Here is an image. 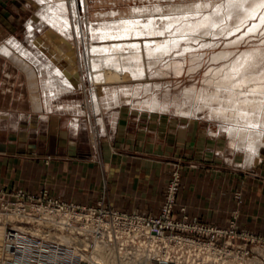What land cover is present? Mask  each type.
I'll list each match as a JSON object with an SVG mask.
<instances>
[{
    "label": "rangeland",
    "instance_id": "rangeland-1",
    "mask_svg": "<svg viewBox=\"0 0 264 264\" xmlns=\"http://www.w3.org/2000/svg\"><path fill=\"white\" fill-rule=\"evenodd\" d=\"M82 1L79 0V4L82 5ZM226 4L227 0H87V10L83 7L80 8V18L83 21L82 27L84 30L88 29L90 24L97 26L103 20L112 21L114 18H129L137 15V10L134 8H140L142 11L140 15L144 20L154 14L158 15V18L163 16H173L175 18V16L181 17L182 15H188V18H190L192 14V18L197 20L210 14L212 17L218 16V20L223 19L224 15V19L223 21L219 20V25H215L216 28L213 26L214 30L212 27L206 26L210 29V31L205 29L207 33L203 30L206 28L204 27L200 30L201 32L204 31L203 33H195L191 36L193 38L189 40H185V37V41L181 40L179 45L173 51H170L171 53L159 56L160 58L155 57L156 59H151L152 61L144 59H141V61L138 57L128 58V55L121 57V62L126 65L125 72L123 70H118L120 73L108 70L109 73L112 72V77L114 76L110 79H114L112 82L102 83L101 79L92 82L88 77L89 69H92V67L87 64V61H84L83 68L80 69V72L78 71L85 76L82 86L79 85L76 91L67 92L57 98L53 103L54 110L49 113H47L48 110L36 111L32 99H29L32 93L42 91L40 75L29 78L25 71L16 66L8 56L0 52V65L3 66V68H0V74L2 75L0 76L2 81L0 83V93L11 88L13 92H17V95L24 92L29 97L25 96L23 99L26 108L12 105L11 110L1 109L2 113L0 112V115L4 118L1 120L10 123L13 132L16 130L15 125L18 127L24 126L26 131L20 133L21 137L33 141L37 146L39 144L44 146L45 143L56 140L60 141V145L65 146L57 149L60 151L59 154L45 155L43 164L50 165L53 161L68 163L71 169L67 181L69 186L64 185L63 181L66 182V178H64V180L59 181L62 186L55 185V187L58 186L61 188L62 193L71 195L66 196V198H69L67 200L64 199L65 195L57 193L60 197H64L60 198L51 194L46 179L34 193L16 189L13 184L11 188H8V186L5 188L3 185H0V188H5L10 193L22 191L31 195H38L42 191H46L50 197L79 206L97 207L102 205L128 213H137L115 208L120 207L154 215L159 205L162 208L170 183L176 181V205L179 208L186 207L189 217L187 205L181 203L180 200L192 197L194 198L195 207L205 211V219L217 223L222 219L227 220V225L224 226L227 227L236 216L239 230L264 237V115L258 116L262 121L256 120L258 118L257 103L252 101L248 108L250 109L251 106L256 116L248 108L243 113L242 105H238L240 102L235 101V99H238L236 97H239L240 100V96L243 97V95L238 92L235 93L237 96L230 94V91H227L228 86L224 87L223 84L218 82L224 76V68L229 66L244 50L258 51L260 48L259 52L262 53H260L261 56L258 57V60L254 64L252 63V68L244 69L240 73L241 77L244 74L247 76L249 72L256 71L255 73L259 74L264 71V21L257 29L250 31L253 24L259 22L264 12V6L255 18L245 20L246 22H239L235 12L230 17L226 15V7H224ZM216 6L221 7L219 13H217L216 9L218 7L216 8ZM41 10L42 6L37 0H0V28L4 31L0 37V46H5L8 43L7 40L11 37L18 39L30 50L31 48L36 49L33 42L39 38H43L47 42L51 40L49 34L51 26L40 17ZM213 10L216 13H212ZM214 14L217 16H214ZM232 17L237 20L231 19ZM30 22L34 26L33 33L28 31ZM86 23L88 24L86 25ZM211 30L218 32V34ZM76 39L74 35L75 42L74 40L72 42L75 46L71 47L77 56L76 59L77 61L81 60L78 53L80 51L83 59L86 60L89 55L87 47L84 44L79 46ZM90 41L96 40L90 37L85 44L88 45ZM12 50L13 48H11ZM218 54L220 58L217 56ZM217 57L219 60L216 59ZM42 58L41 56L38 64L43 65L44 62H47L45 58L43 60ZM257 64L258 68H256ZM176 65H180L182 68ZM177 68L182 70L178 69L177 73ZM254 72L248 75H254ZM240 74L236 76V79L239 80ZM216 78L218 81H216ZM213 82L215 83L213 84ZM31 84H35L36 87L31 86ZM207 88H210L208 90L211 95ZM213 89L214 94H212ZM223 90L225 94L229 93L226 94L227 96L231 95L229 98L227 97L228 99L225 94H221ZM199 92H202V95ZM216 93L217 95L219 93L218 96L220 97H217ZM222 95H224V98ZM232 96L236 97L232 98ZM216 97L219 99H216ZM230 100L234 101L231 102ZM67 105H70L71 108H66ZM225 106L227 107L225 109L233 114L232 117L241 118L244 114L247 121L235 123L231 120V117L224 118L218 111L221 108L224 109ZM217 109L219 110L217 111ZM252 117H254L255 123H252ZM133 121H135L134 133L147 128L151 138L156 142L164 134L166 140L171 139L172 148L170 153L163 154L160 152L163 149L157 147L155 151L150 152V157L155 158L154 177L140 178V180L128 178L129 175H132L121 169L120 172L113 173L114 176L110 179L103 178L101 176L102 142L115 138L112 135L115 133L117 122L125 126L128 125L126 128L131 130L130 126L132 125L130 122ZM259 121L261 122L259 123ZM178 124H182V128H178ZM232 127L239 128L238 137L234 136L233 138L234 143L230 141L228 130ZM243 127L247 131V133L246 131L244 133L250 136L248 139L253 137L247 142V146L244 143L241 144L240 138L245 135L240 133V129ZM257 128L261 130L259 131L262 132L263 136L262 145L256 154L250 149L251 144L256 143L255 136H252L248 129L257 130ZM172 129L174 131L176 129L180 130L178 133L172 132L170 136L169 133ZM196 144H198L197 150L195 149ZM49 146L52 149L51 145ZM32 148L34 149V147ZM29 155L31 157L36 156V154L30 152ZM150 175L152 174L150 173ZM190 185L189 190L187 187ZM50 186L53 187V185ZM12 201L15 200L12 199ZM26 203L30 204V201L28 200ZM177 211L178 215L174 211V216L180 218L181 212L179 209ZM149 215L145 216H157ZM199 223L211 224L207 222ZM10 226L8 225V227ZM248 244V248L258 245L257 242H249ZM75 246L80 247V250L87 254L92 250L90 246L88 249L82 245ZM72 247L74 246L72 245ZM72 247L71 264H94L83 258L80 251H73ZM205 249L201 264H264L258 256L246 258L245 256L215 251L209 247ZM256 249L264 256V250L261 248ZM200 252L201 249L200 251L188 250L186 259L193 262L196 260V256L193 254L199 256ZM138 253L142 255V249H139Z\"/></svg>",
    "mask_w": 264,
    "mask_h": 264
},
{
    "label": "bare ground",
    "instance_id": "bare-ground-1",
    "mask_svg": "<svg viewBox=\"0 0 264 264\" xmlns=\"http://www.w3.org/2000/svg\"><path fill=\"white\" fill-rule=\"evenodd\" d=\"M37 1L42 6V10L40 11V17L44 21L49 23L51 26V29L49 32V34L51 36V40H49L47 42L43 38H39L33 42V45H34V47H36V49L31 48V50L28 49L23 43L19 42L18 40L12 39V40H9L8 43L15 50V51H13V58H15L19 62V64L22 66V68H24L25 70H27V71L33 70V73L34 72L38 73L40 75L41 79L44 81L43 83L46 85L45 88H47L50 91V93L51 92L55 93L56 91L57 92H65V91L67 92L69 90L76 91V89L78 88L79 85L82 86L85 76L81 75L79 72H80V69L83 68V62L84 61L85 62L87 61L88 62L87 64L91 65V67H92V69H89L90 71L88 72L89 73L88 77L90 78V80L92 82H96L97 79H99V80L101 79L102 83L108 82V81L112 82L114 79L113 80H110V79H112L114 76L112 77V72L109 73L108 70H113L115 72H119L118 70L124 71V68L126 65L121 62V60H120L121 57L128 55V58L129 57H138V58H140V60L141 59L151 60V59H156L155 57L158 58L159 56H163V55L165 56L166 54L171 53L170 51H173V49H175V47H177L179 45L180 41L181 40L183 41L185 39V37H186L185 40H187V39L189 40V39L193 38V37L191 38V36L195 33H199V32L203 33L204 31L207 33L209 28H207L206 26H210L214 30V27L216 28L215 25H219L218 24L220 22L219 20L223 21V19H224V15H223V19L221 18L218 20V16L216 14H214V16L216 15L217 17H212L210 14H209V16H203V17L201 15L199 17L200 18L202 17V18L198 19V20L193 19L192 14H191L190 18H188V15H186V16L182 15L181 17L175 16V18L173 16L172 17L171 16H167V17L163 16L162 18L161 17L158 18L157 17L158 15L154 14L153 16L148 17L146 20H144L141 18L140 12H142V11L140 10V8H134L135 10H137L136 11L137 15H133L132 17H129V18H124V17H120L118 19L114 18L112 21L111 20L110 21L109 20H105V21L103 20V22H101L97 26L90 24V26H88V29L84 30V28L82 27L83 21L80 18V15H81L80 8L83 7L85 10H87V6H86L87 0H83L82 5L79 4V0H37ZM201 5H203V4H201ZM212 5H213V7H215L214 4H212ZM219 6H221V5H219ZM263 6H264V0H227L226 6L224 5V7H226L225 8L226 13H227L226 15H228L230 17L235 12L237 14L236 18L238 17L239 22H243L245 20L255 18L258 15V12L261 10V8H263ZM217 7L218 6H216V8ZM203 9L204 8H202V10ZM191 10H192V8H191ZM216 10L218 11L217 13H219L221 11V7H218ZM213 11H212V13H216V11H214V12ZM205 12H206V10H205ZM113 13H115V11H113ZM224 14H225V11H224ZM233 17L231 19H236ZM225 19H227V18H225ZM224 21H226V20H224ZM263 21H264V12L262 13L258 23H254L253 27H251L249 25L251 27L250 31H254L255 29H257V27ZM87 24L88 23H86V25ZM236 25H239V24H236ZM33 27L34 26L31 23L28 25L30 33H33ZM204 27H206V28H204ZM202 29L204 31L201 32L200 30H202ZM219 29H221V28H219ZM213 30H211V31H213ZM74 31H75V33H74ZM209 31H210V29H209ZM214 33L218 34V32L216 33V31ZM73 34L77 38L76 40H78L79 46H81L82 44L86 45L87 51L89 52L88 58L87 59L85 58L86 60L83 59V55L79 51L78 53L80 54L81 60H78L79 62L77 61V59H76L77 56L74 53V51L72 50L73 48H71L72 46H75V45H73V42H72V40H74ZM227 35L229 36V34H227ZM90 37L95 39L96 41H92V42L90 41L91 43L89 42L88 45L85 44L86 41L88 42ZM241 37H242V35H241ZM86 38H88V40H86ZM239 39L240 38L238 37V40ZM74 42H75V40H74ZM231 42L233 43V41H231ZM259 50H260V48H259ZM259 50L258 51L257 50H244L242 52L240 51L241 53L231 62V64H229V66H227V67L225 66L226 68H224V70H223V71H225L224 76L222 78L220 77L221 79H219V81L217 79L218 77L216 78L217 79L216 81H218L220 84H223L224 87L228 86L229 89L227 91H230L229 92L230 94H234L237 96V94H235V93L238 92L240 95H243V97L240 96V100H239V97L235 96L236 98H238V99H235V101L237 103L240 102V103H238V105L239 104L242 105L243 113H245L246 110L249 109L248 106L250 105L251 101L253 103H257V105H256V107L258 108V110L256 109L258 111L257 117L260 115H264V71H262L259 74H256L255 73L256 71L255 72L253 71L256 75L255 74L254 75H248L250 73L249 72L247 74V76H245L246 74H244L243 77H241L240 73L244 69L252 68L251 67L252 63L254 64L256 62V60H258V57L261 56L260 53H262V52L261 51L259 52ZM223 53H225V52H223ZM223 53H222V55H224ZM219 54L217 56H219V58H220ZM232 54H234V53H232ZM41 56L43 58H45L47 61V62H44L43 65L38 64ZM43 58H42V60H43ZM78 58H79V56H78ZM124 58H127V57H124ZM219 58L217 57L216 59L219 60ZM124 62H126V61H124ZM191 63H193V62H191ZM179 66H177V67H179ZM223 66H224V64H223ZM256 68H258V64H257ZM259 68H261V67L259 66ZM174 69H175V67H174ZM178 69L179 68H177V73L179 70H182V69H179V70ZM218 69H219V67H218ZM250 70H252V69H250ZM247 72H248V70H247ZM253 72H251V73L253 74ZM33 73H31V74H33ZM119 73H117V74H119ZM113 74L115 75L116 73H113ZM239 74H240V78L238 80V79H236V76ZM31 76H29V77L31 78ZM210 76H208V77H210ZM211 81H215V80H211ZM214 83L215 82H213V84ZM104 84H106V83H104ZM103 86H106V85H103ZM215 86H217V85H215ZM213 88H215V87L213 86ZM208 89H210V88H207V90ZM225 91H226V89H225ZM225 91L223 90V93H221V94H225ZM208 92L210 93L209 90H208ZM214 92L215 91L213 89L212 94H214ZM47 93H45V94H47ZM188 93H189V91H188ZM201 93L202 92H199V94H201ZM219 93H218V95H219ZM107 94H108V92H107ZM193 95H194V93H193ZM210 95H211V93H210ZM216 95H217V93H216ZM218 95H217V97H220ZM227 95H226V98L227 97L229 98V96H231V95H229V96H227ZM38 96H39V94H38ZM106 96H108V95H106ZM222 96L224 98V95H222ZM116 97H117V95H116ZM217 97H216V99H219ZM233 97L234 96H232V98ZM49 98H51V97H49ZM202 98H203V96H202ZM197 99H198V97H197ZM230 101L232 102L234 100H230ZM216 102H218V101H216ZM45 103H47V101ZM227 103L229 104L230 102H227ZM238 105H236V107H238ZM45 106L46 105H44V107ZM254 107H255V105H254ZM41 108H42V106H41ZM213 108H215V107H213ZM225 108H227V107L225 106L224 109L219 108L220 110L217 109V111L219 110L218 113L222 114L224 116V118L225 117H229V118L231 117V120L235 121V123L240 122V121L241 122L247 121L244 114H242L241 118H235V117H232L233 114L232 113L230 114V111H228ZM229 108H231V107L229 106ZM250 109L252 112L253 108H251V106H250ZM250 109H249V111H250ZM37 111H40V110H37ZM233 113L235 114V112H233ZM253 114L256 116L254 111H253ZM238 115H240V114H238ZM229 118H227V119H229ZM253 118L254 117H252L251 119H253ZM254 120L255 119H253L252 123L253 122L255 123ZM256 120H261V119H260V117H258V118H256ZM261 121H259V123ZM249 124H247V125H249ZM228 130H229V136L231 138L230 141L232 143H234L233 138H234V136H237V133L239 134V128L232 127ZM250 130L251 129H248V131L251 132V135L255 136L254 140L257 143V144L252 143L250 146V149H252V151H254L253 153L257 154L259 147L262 145V136L263 135H262V132H260L261 130L259 129L260 130L259 131L258 128H257V130L256 129H252L251 131ZM240 131H241L240 133L245 134L240 138L241 144L244 143L246 145L247 142L250 141V139H253V137L248 139L250 136L246 135L247 131H246L245 127L241 128ZM244 131H246V133H244ZM249 132H248V135H249ZM235 140H238V139H235ZM24 217L26 218L25 215H23L22 213H19L17 211H6V210L0 209V247L2 246L3 242L6 239L5 236L7 233L9 223H13L14 226L17 227L18 224L16 223V221L22 220ZM12 218H14V219H12ZM85 228H82V229L83 230L89 229V228H86V229ZM76 230H77L76 225H73V226H71V230H70L71 234L70 233H58L57 234V233H52V232H48V233L40 232V234H46L47 236H52V237L57 236V238L60 241L68 242V243L75 242L76 245H78V243H80V242H79L78 238L75 237V235H74ZM155 239H156V237L154 238L153 241H151V243L148 241L144 242L141 240L139 242V244L137 245L136 249L133 250V252L131 254L126 250L125 247H123V249H121L118 247V245L111 243V242H108V241H105V240H103L102 242L96 241L94 248H93V251L91 253V256L95 261L98 262V264H152L153 258L156 256H159V248L156 246V244H158V243H156L157 240H155ZM139 249H142V253H141L142 255H140L138 253Z\"/></svg>",
    "mask_w": 264,
    "mask_h": 264
},
{
    "label": "built area",
    "instance_id": "built-area-1",
    "mask_svg": "<svg viewBox=\"0 0 264 264\" xmlns=\"http://www.w3.org/2000/svg\"><path fill=\"white\" fill-rule=\"evenodd\" d=\"M177 183H170L161 208L156 217L128 213L110 207L79 206L71 202L50 197L46 191L31 195L22 191L10 193L0 188V209L17 211L26 216L7 229L6 239L0 247V264H71L72 250L80 251L83 258L98 264L91 253L96 241H108L131 254L139 242L157 240L159 256L152 264H201L205 248L226 252L246 258L264 256L256 248L264 250V237L239 230L236 216L227 227L190 221L186 207H180V218L174 216ZM14 199L15 201H12ZM30 201L27 204L26 201ZM76 225L74 235L78 245L91 247L90 253L80 250L76 243L60 241L57 236L40 232L70 233ZM89 228L83 230L82 228ZM85 228V229H86ZM39 231V232H38ZM249 242H257L248 248ZM74 248V249H73ZM196 260H186L188 250L200 251ZM197 261V263H196Z\"/></svg>",
    "mask_w": 264,
    "mask_h": 264
},
{
    "label": "crops",
    "instance_id": "crops-1",
    "mask_svg": "<svg viewBox=\"0 0 264 264\" xmlns=\"http://www.w3.org/2000/svg\"><path fill=\"white\" fill-rule=\"evenodd\" d=\"M2 33H4V31L0 28V37ZM12 39L18 40L15 37H11L7 41L9 42V40ZM11 48L13 47H11L9 43H7L5 46H0V52L3 55L8 56V58L11 59L16 64V66H18L21 70L27 72L28 77L31 75H32L31 77H33L35 74L38 75V73L36 72L33 73V70L27 71L24 68H22L19 62L15 58H13V51L15 50L13 48V50L11 51ZM0 68H3V66L0 65ZM0 76L2 75L0 74ZM1 82L2 81L0 77V83ZM41 82L43 83L44 81L41 79ZM31 86L36 87L35 84H31ZM45 86L46 85L43 83L42 91L32 93L30 98L27 97V95L24 94V92H21L19 95H17V92H13L11 88L8 89V91L4 90L3 92L0 93V112L1 109L11 110L12 105H15L16 107L18 106L20 108L21 107L26 108L27 106L25 105V101L23 100L24 97L26 96L27 98L32 99L33 107L36 111L40 110L43 112L44 110H48L47 113H49L51 112V110H54L53 103L57 98H60L61 95L67 92H71V90H69L67 92L56 91L55 93L52 92L50 93V91L47 88H45ZM46 101L47 103H45ZM44 105L46 106L44 107ZM66 108H71V106L67 105ZM1 119L4 118H2L0 115V120ZM4 121L5 120L0 121V185H3L5 188H7V186L8 188H11L13 184V187L16 189H20L29 193H34L38 190V188L42 185V183H44L43 181L46 179L51 194L58 197H60L59 195H65V198L64 197H60V198L69 200V198H66V196H70L71 194L67 195L64 192L62 193L61 192L62 190L60 188L62 184L59 183V181H62L64 180V178H66V182L63 181V183L64 185L69 186V183L67 181L69 179L68 174L69 171H71V169L68 163L66 162L60 163L58 161L56 162L53 161V163H51L50 165L43 164V157H45V155L59 154L58 152L60 151L57 149L63 148L64 145L63 144L60 145V141L56 140L54 142L53 141L47 142L45 143L44 146L42 144H39L37 146V144L34 143L33 141H29L21 137L20 133L22 131L24 132L26 131L24 126L22 127L21 125V127H18L17 125H15L16 130H14L13 132L11 124L10 123L8 124ZM119 124L120 122H117L114 131L115 133L112 135L115 136V138L114 139L110 138V140H105L104 142H102L101 176L103 178L110 179L112 176H114L113 173L114 174L118 173L122 169L127 174L132 175V176L129 175L128 178L131 177L140 180V178L146 179L147 177H154L155 158L150 157L149 154L150 152L155 151L156 147L162 148L163 151L160 152L163 154L170 153V150L172 148L170 141L171 139L166 140L165 137L166 135L164 134L161 137H159V140H157L158 142H156L154 139L151 138L147 128L140 129L137 133H134L133 128L135 125V121L130 122V124L132 125L130 126L131 130L126 128V126L128 125L125 126L123 124L120 125ZM180 127L182 128V124H178V128ZM179 130L180 129H176V131H174V129H172L171 132L169 133L170 136L172 132L178 133ZM49 145H51L52 149H50ZM32 147H34V149ZM195 149L196 150L198 149V144H196ZM29 152L31 154H36V156L31 157L29 155ZM150 173L152 175H150ZM50 185H53V187ZM55 185H59L60 187L57 186L56 188ZM187 188H189L190 190L191 185ZM57 193L59 195H57ZM193 200L194 198L192 197L187 198L185 200L184 199L180 200L181 203L186 204L188 207L190 214L189 217L190 221L207 222L220 227H224L227 225L228 221L224 219H222V221H219L218 223L216 221L205 219V211L203 209L196 208ZM115 208L130 212L141 213L136 210H129V209L126 210L120 207H115ZM160 209L161 207L159 205L157 208V212L154 215L153 214L149 215L145 213H141V214L155 216L160 212ZM178 209L179 207L176 205L175 208L176 214L178 212L177 211Z\"/></svg>",
    "mask_w": 264,
    "mask_h": 264
}]
</instances>
